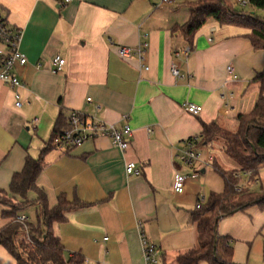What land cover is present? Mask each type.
<instances>
[{
  "label": "crops",
  "instance_id": "0c3cea01",
  "mask_svg": "<svg viewBox=\"0 0 264 264\" xmlns=\"http://www.w3.org/2000/svg\"><path fill=\"white\" fill-rule=\"evenodd\" d=\"M180 1L0 0V12L23 31L20 50L28 58L18 72L21 106L16 89L0 81L1 189L9 191L28 155L39 157L60 114L68 119L80 110L134 130L125 153L101 137L45 154L38 183L50 205L63 192L88 204L54 224L67 258L80 253L83 264H178L180 254L199 245L198 222L191 220L199 199L224 190L223 178L214 179L212 172L204 183L194 180L208 172L215 156L189 167L179 155L188 139L201 135L203 123H225L227 116L252 110L261 93L252 79L264 69V49L253 48L247 28L215 19L207 20L191 43L173 30L190 16ZM142 42L148 43V69L117 52ZM56 55L65 59L59 71L52 63ZM173 62L181 77L173 75ZM186 102L200 105V113H190ZM128 160L137 163L140 175L126 174ZM179 172L188 176L183 194L174 190ZM29 198L38 195L30 192ZM252 207L218 225L233 241L236 264H246L239 245L247 248L260 225ZM2 210L0 205V228L8 222ZM142 237L160 248L158 263L146 262ZM0 264H17L1 244Z\"/></svg>",
  "mask_w": 264,
  "mask_h": 264
},
{
  "label": "trees",
  "instance_id": "16d2710c",
  "mask_svg": "<svg viewBox=\"0 0 264 264\" xmlns=\"http://www.w3.org/2000/svg\"><path fill=\"white\" fill-rule=\"evenodd\" d=\"M244 3L264 10V0H245ZM187 7L189 19L184 24L175 25L173 30L181 31L191 43L200 27L207 20L215 19L222 25L247 28L246 37L253 48L264 49V17L255 12H236L230 0H197ZM252 82L260 85L261 93L251 111L236 116V129L231 130L225 123L217 121L203 123L198 148L219 144L238 167L226 169L214 159L211 162L224 180V190L211 191L206 198L199 199L198 207L191 215V220L198 222L199 245L180 254L178 264H236L232 240L218 232L219 222L250 206L258 205L264 210V194H257L250 188L264 168V69L256 74ZM67 126V118L60 114L39 157L28 155L24 168L13 175L9 191L0 188L1 216L8 220L0 228V244L16 259L17 264L85 263L80 253H73L67 258L65 246L54 231V224L65 221L67 212L88 204L78 198L69 200L63 192L58 195L56 203L50 205L46 190L38 183L45 166V154L57 147L54 139ZM30 192H35L38 198L30 199ZM29 206L37 208L36 221L18 220Z\"/></svg>",
  "mask_w": 264,
  "mask_h": 264
},
{
  "label": "built area",
  "instance_id": "2783aa9c",
  "mask_svg": "<svg viewBox=\"0 0 264 264\" xmlns=\"http://www.w3.org/2000/svg\"><path fill=\"white\" fill-rule=\"evenodd\" d=\"M69 1V0H66ZM176 0H162L163 4H171ZM243 1V0H239ZM23 31L12 26L8 19L0 12V81L16 89V106L22 105L21 95L18 88L23 85L19 77V71L28 64V58L21 52L20 43ZM148 43L142 42L135 47L119 46L117 52L124 59L138 58L142 63L145 62V52ZM188 53V51H186ZM177 54H179L177 52ZM54 71H59L65 64V59L56 55L52 59ZM40 66V65H39ZM145 69L148 66L143 64ZM171 71L174 76L181 77L180 67L176 62L171 65ZM228 74L233 75L234 68L229 65ZM184 107L192 114H199L202 107L192 102H186ZM37 121V119H35ZM68 126L64 131L54 139V144L60 148H72L82 145L87 140H95L101 137L109 138L113 146L125 153L129 147L134 134V130L129 124L118 127L116 124L108 122L105 119L97 118L86 114L80 110H72L67 119ZM199 136L192 137L185 142V148L179 155L185 166H195L197 163L204 162L199 151ZM213 157L210 156L209 160ZM126 174L138 176L141 170L137 163L128 160L125 163ZM188 176L184 173H177L174 180V190L178 194H183L186 190ZM28 218L20 215L18 220L24 222ZM141 227V226H140ZM142 246L144 257L147 263H158L161 250L155 244L149 243L145 237H142Z\"/></svg>",
  "mask_w": 264,
  "mask_h": 264
},
{
  "label": "rangeland",
  "instance_id": "374dc122",
  "mask_svg": "<svg viewBox=\"0 0 264 264\" xmlns=\"http://www.w3.org/2000/svg\"><path fill=\"white\" fill-rule=\"evenodd\" d=\"M197 0H181L180 2L187 6L189 3L195 2ZM245 0H230V5L232 9L239 13H251L255 12L258 16L264 17V10L255 9L249 4L244 3ZM186 12H189L187 7L184 9ZM225 121L226 127L231 130L236 129L237 121L235 116H227ZM201 156L206 160L210 155H213L217 158V162L225 167L226 169L237 168V163L230 159L225 151L221 149L219 144L211 146H203L200 148ZM208 172L206 174L197 175V179H194L198 182H205V180L210 177V172L213 173L214 179L221 180L220 175L214 170L213 165H209ZM193 170V169H192ZM195 177V175H192ZM250 188L257 194H264V168L260 172L259 180H256L250 184ZM251 209L252 219L254 221H260L259 228L253 238L248 244L240 243L239 245V254L246 256V264H264V210H262L258 205H254ZM23 212L28 216L30 221H36L37 219V208L36 206H29L23 210ZM233 242V241H232ZM236 243V241L234 242ZM234 259V258H233Z\"/></svg>",
  "mask_w": 264,
  "mask_h": 264
}]
</instances>
